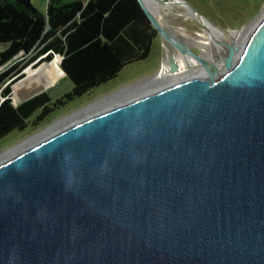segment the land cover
Returning <instances> with one entry per match:
<instances>
[{"label":"water","instance_id":"obj_1","mask_svg":"<svg viewBox=\"0 0 264 264\" xmlns=\"http://www.w3.org/2000/svg\"><path fill=\"white\" fill-rule=\"evenodd\" d=\"M138 1L202 71L0 162V264H264V15L236 42L187 0L170 2L223 34L206 58ZM179 69L169 51L155 75Z\"/></svg>","mask_w":264,"mask_h":264},{"label":"trees","instance_id":"obj_2","mask_svg":"<svg viewBox=\"0 0 264 264\" xmlns=\"http://www.w3.org/2000/svg\"><path fill=\"white\" fill-rule=\"evenodd\" d=\"M157 35L138 0H49L46 12L31 0H0V140L148 59ZM26 67L29 76L46 68L50 86L66 73L72 89L58 98L40 91L15 104L11 93Z\"/></svg>","mask_w":264,"mask_h":264},{"label":"rangeland","instance_id":"obj_3","mask_svg":"<svg viewBox=\"0 0 264 264\" xmlns=\"http://www.w3.org/2000/svg\"><path fill=\"white\" fill-rule=\"evenodd\" d=\"M187 1L189 2V0ZM190 1L198 5L197 8L202 14L205 13V16H207L206 14H209L214 18V20H212L215 21V23L233 31L246 30V28H250L251 26L254 27L259 21V18L264 15V0H251L249 3L244 2V0ZM156 5L155 13L163 22L164 26L172 31L173 34L185 42L186 45L191 47L194 51L202 54L204 50L202 43L206 41L205 34L207 31L197 19L188 13L189 10L187 7L173 6L171 4L166 5V8H163V5ZM169 51L175 52L176 55L179 54L170 44L164 41L161 36H158L153 41L152 50L148 59L144 61L141 60L129 66L127 65L120 72L116 80L110 81L108 84L101 87H97L90 93L69 102L66 106L60 107L55 110L48 119L42 123L40 122L36 126L29 125L28 128L23 131L15 130L14 132L7 134L0 140V160L3 156L13 152L14 150L24 148V146L27 147L30 143H33L37 139L40 140V138H44V136H46V131L48 132V129L51 126L62 125L57 123H63L61 122L62 120H65V118H68L69 116L71 117L83 108H87L97 102V100L101 101L106 97L115 95L124 89L130 90L140 82H144L146 79L148 80L152 78L166 62V57ZM208 51H213L211 46H208ZM28 67H33V64ZM28 67H26L23 71L25 73L23 79H21L13 87V101L15 103L17 102V99L19 101L24 99L27 92L29 93L39 91L40 89H47L50 91V95L52 97L58 98L72 89V84L69 78L65 77L54 86H50L43 72H38L33 76H29L28 73H26V69ZM154 86L155 85L152 87ZM134 90L129 93L125 92L109 102L113 101L118 103L121 102L120 100H122V98L125 99L126 97H130L132 93L144 91L142 88ZM109 102L101 103L98 105V108L103 106L108 107L107 104Z\"/></svg>","mask_w":264,"mask_h":264},{"label":"bare ground","instance_id":"obj_4","mask_svg":"<svg viewBox=\"0 0 264 264\" xmlns=\"http://www.w3.org/2000/svg\"><path fill=\"white\" fill-rule=\"evenodd\" d=\"M161 1H168V0H147L146 3L148 4V6L153 10V12L155 13V10H156V4H159V5H163V8H166L165 6L166 5H171L170 2L172 1H168L169 3H162ZM176 1V0H175ZM174 2V1H173ZM173 5V4H172ZM185 7V6H184ZM191 16L194 17V15L191 13V11L188 12ZM156 14V13H155ZM157 15V14H156ZM262 17V16H261ZM195 18V17H194ZM260 19V18H259ZM206 25L208 26V31L206 32L205 34V38H206V41L202 43V46L204 48L203 50V56L206 57V58H211V57H216L218 55H220V53L222 52V49L223 47L221 45H219L216 41L218 39H221L223 38V34L216 30L214 26H212L211 24H208L206 23ZM253 26H251L250 28H246V30H236V31H232V35L235 37L236 39V42H238L242 37H244L246 35V33L252 28ZM227 38H229V35L225 36ZM231 38V37H230ZM208 46H211L213 51H208ZM178 56V59H179V62H180V65H181V69H179V71L176 73V74H166L165 76H153L152 78L150 79H146V81L144 82H140L139 84H137L134 88H131L130 90H122L120 91L119 93L115 94V95H111L109 97H106L105 99L101 100V101H98L93 103L92 105L88 106L87 108H83L81 109L80 111H78L76 114L72 115L71 117L69 116L68 118H65V120H62L61 122L63 123H57V124H62V125H54V126H51L49 129H48V132L46 131V136L47 135H50L51 133H53L54 131H57L58 129H60L61 127L59 126H65V124H70L74 121H77L80 119V117L82 116H86V115H89V114H92L96 111H99L101 109H105L107 107H100L98 108L101 103L103 102H109L111 100H114L116 97H118L119 95L127 92H131L133 91L134 89H140L142 88V90L144 91H141V92H138V93H132L131 96L133 95H138V94H144L146 92H148L149 90L153 89V88H158L160 86H162L163 84L167 83V82H172L174 81L175 79L181 77V76H187V75H190L192 73H195L197 71H202V67H200V64L197 63L195 60H192L190 58H187L186 56H181V55H177ZM166 67H168L166 65ZM39 72H43V74L46 76V80L48 82L49 85L52 84V75L49 73V71L46 69V68H42ZM153 85H155L154 87H152ZM134 90V91H135ZM127 98V97H126ZM99 99V98H98ZM118 100V99H117ZM116 100V101H117ZM122 100H124L122 98ZM120 100V101H122ZM17 103L19 102V100L17 99L16 100ZM117 104V102H109L107 105L108 107L111 106V105H115ZM102 106V105H101ZM98 108V109H97ZM97 109V110H96ZM96 110V111H94ZM84 113V114H83ZM76 116V117H75ZM72 118V119H71ZM60 122V121H59ZM66 122V123H64ZM58 126V127H57ZM44 136V137H46ZM39 137H42V136H39ZM43 138H40V140H42ZM36 140V139H35ZM34 141V140H33ZM38 139L36 141H34L33 143L37 142ZM33 143H30V144H33ZM30 144L28 146H30ZM27 146V147H28ZM26 146H24L25 148ZM26 147V148H27ZM24 148H20L18 150H14L13 152L3 156V158L0 160V162H2L3 160L9 158L10 156L16 154L19 150L21 149H24Z\"/></svg>","mask_w":264,"mask_h":264},{"label":"crops","instance_id":"obj_5","mask_svg":"<svg viewBox=\"0 0 264 264\" xmlns=\"http://www.w3.org/2000/svg\"><path fill=\"white\" fill-rule=\"evenodd\" d=\"M32 1V3L34 4V6H35V8L36 9H38V10H40V11H42V12H46V8L48 7V1L49 0H31ZM159 35H157V37H158ZM156 37V38H157ZM155 38V39H156ZM154 41V40H153ZM126 84V83H125ZM44 90H47V89H40L39 91H34V92H27V94H26V97L25 98H29L30 96H32V95H34L35 93H37V92H40V91H44ZM24 98V99H25ZM23 100V99H22Z\"/></svg>","mask_w":264,"mask_h":264},{"label":"built area","instance_id":"obj_6","mask_svg":"<svg viewBox=\"0 0 264 264\" xmlns=\"http://www.w3.org/2000/svg\"><path fill=\"white\" fill-rule=\"evenodd\" d=\"M32 66V65H31ZM11 96H12V98H13V92L11 93ZM14 100V99H13ZM15 103V102H14ZM15 104H17V102L15 103Z\"/></svg>","mask_w":264,"mask_h":264}]
</instances>
